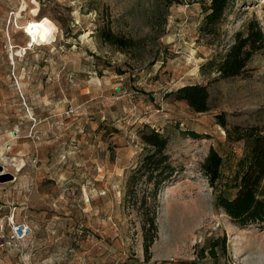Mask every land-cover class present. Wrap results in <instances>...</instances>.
<instances>
[{"label":"rangeland","instance_id":"rangeland-1","mask_svg":"<svg viewBox=\"0 0 264 264\" xmlns=\"http://www.w3.org/2000/svg\"><path fill=\"white\" fill-rule=\"evenodd\" d=\"M208 3L0 0V264H264V222L233 223L199 170L212 147L230 184L232 128L264 126V50L235 78L213 65L250 20L264 32V0H231L211 35ZM43 18L55 31L31 46L25 26ZM186 85L206 87L207 111L176 99ZM151 129L183 169L159 190L156 230L126 188ZM14 224L29 234L15 241Z\"/></svg>","mask_w":264,"mask_h":264},{"label":"trees","instance_id":"trees-1","mask_svg":"<svg viewBox=\"0 0 264 264\" xmlns=\"http://www.w3.org/2000/svg\"><path fill=\"white\" fill-rule=\"evenodd\" d=\"M231 0H209L203 8V19L199 31L211 35L227 13ZM102 37L113 45H131L132 42H123L111 34L100 32ZM122 41V42H121ZM264 50V32L260 24L252 19L242 32L236 33L233 43L213 64L215 72L220 79L235 78L242 75L252 57ZM213 62H209L212 65ZM174 94L177 100L185 101L196 112L208 110L207 89L203 85H186L178 88ZM223 124V123H221ZM232 132L243 142L242 156L235 164L234 174L230 184L225 182L221 174L222 158L219 153L209 148L208 153L200 164L201 176L207 181L208 186L215 195V204L222 209L226 216L235 224L264 222V126H250L246 128L233 127ZM190 138L196 139L194 132H186ZM140 140L145 153L137 166L132 170L127 179V191L134 199L133 205H140L145 211L150 204L151 216L144 218L143 226L156 230L155 219L158 206L157 196L159 190L167 182H171L181 173L182 167L174 165L167 152L169 140L156 130L142 131ZM234 190L231 196L225 195V189ZM142 191V197L136 199V190ZM145 248L152 243L145 238ZM212 242L211 247H215ZM224 247L225 241H222ZM212 250V249H211Z\"/></svg>","mask_w":264,"mask_h":264},{"label":"bare ground","instance_id":"bare-ground-1","mask_svg":"<svg viewBox=\"0 0 264 264\" xmlns=\"http://www.w3.org/2000/svg\"><path fill=\"white\" fill-rule=\"evenodd\" d=\"M21 10H24V5H21ZM37 10V9H36ZM33 10L32 13L37 11ZM55 31L53 23L43 18L38 21H29L25 26V35L29 38V45L37 43L39 40H47Z\"/></svg>","mask_w":264,"mask_h":264},{"label":"built area","instance_id":"built-area-1","mask_svg":"<svg viewBox=\"0 0 264 264\" xmlns=\"http://www.w3.org/2000/svg\"><path fill=\"white\" fill-rule=\"evenodd\" d=\"M13 239L19 241L24 239L30 232L28 226L25 224H14Z\"/></svg>","mask_w":264,"mask_h":264},{"label":"water","instance_id":"water-1","mask_svg":"<svg viewBox=\"0 0 264 264\" xmlns=\"http://www.w3.org/2000/svg\"><path fill=\"white\" fill-rule=\"evenodd\" d=\"M12 180V176L10 174L0 175V182Z\"/></svg>","mask_w":264,"mask_h":264}]
</instances>
